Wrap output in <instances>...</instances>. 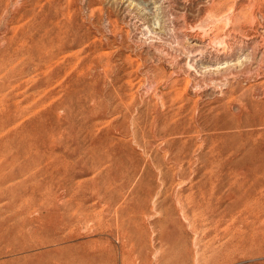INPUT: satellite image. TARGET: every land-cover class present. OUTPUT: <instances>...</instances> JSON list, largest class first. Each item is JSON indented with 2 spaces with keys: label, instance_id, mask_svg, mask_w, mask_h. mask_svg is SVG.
I'll return each instance as SVG.
<instances>
[{
  "label": "rangeland",
  "instance_id": "1",
  "mask_svg": "<svg viewBox=\"0 0 264 264\" xmlns=\"http://www.w3.org/2000/svg\"><path fill=\"white\" fill-rule=\"evenodd\" d=\"M263 120L264 0H0V264H264Z\"/></svg>",
  "mask_w": 264,
  "mask_h": 264
},
{
  "label": "bare ground",
  "instance_id": "2",
  "mask_svg": "<svg viewBox=\"0 0 264 264\" xmlns=\"http://www.w3.org/2000/svg\"><path fill=\"white\" fill-rule=\"evenodd\" d=\"M207 43H209V42H207ZM250 116V115H249ZM261 117V116H260ZM263 117V116H262ZM230 118V117H229ZM228 118V119H229ZM234 118V117H233ZM233 118H232V120H233ZM236 118V117H235ZM256 118V117H255ZM254 118V119H255ZM226 119V118H225ZM248 119H249V117H248ZM259 120V119H258ZM226 121H228V120H226ZM231 121V120H230ZM235 121V120H234ZM264 121V120H263ZM236 122V121H235ZM243 122V121H242ZM246 122V121H245ZM255 122V121H254ZM261 123V122H260ZM243 124V123H242ZM250 124V123H249ZM234 125V124H233ZM235 125H236V123H235ZM239 125V124H238ZM217 126H219V125H217ZM243 126H245V125H243ZM248 126V125H247ZM254 126V125H253ZM257 126V125H256ZM240 127H242V126H240ZM255 127V126H254ZM234 128V127H233ZM256 128V127H255ZM254 128V129H255ZM245 129V128H244ZM249 130H247V132H248ZM237 132V131H236ZM244 132V131H243ZM252 132V131H251ZM245 133V132H244ZM235 134V133H234ZM250 134V133H249ZM249 134H247L248 136H249ZM223 135V134H222ZM221 135V136H222ZM261 135V134H260ZM237 135H235V137H236ZM258 137V136H257ZM226 138V137H225ZM242 138V137H241ZM248 138V137H247ZM228 139V138H227ZM239 139V138H238ZM241 140V139H240ZM243 140V139H242ZM260 140V139H259ZM248 141V140H247ZM222 142H224V141H222ZM245 142V141H244ZM258 142V141H257ZM227 143V142H226ZM228 144V143H227ZM227 144H225L226 146H227ZM232 144V143H231ZM224 145V144H223ZM224 145V146H225ZM230 145V144H229ZM228 145V146H229ZM238 145V144H237ZM247 145V144H246ZM223 146V147H224ZM227 146V148H229ZM234 146H235V144H234ZM238 146H240V145H238ZM220 148V147H219ZM218 148V149H219ZM258 148H260L259 146H258ZM224 152H225V150H223ZM227 152V151H226ZM223 153V152H222ZM236 154H237V152H236ZM235 155V154H234ZM228 156V155H227ZM232 156V155H231ZM230 156V157H231ZM241 157H244L245 159H247V160H245L244 158H241V159H244L245 161H243L242 160V162H239V163H236L237 165H235L236 167H235V169H237V170H239V169H242V168H244V169H246V170H248V172H252L250 175H252V174H254V172L256 171L257 172V170H259L260 168L262 169V168H264V153H262V152H260V150L258 151V150H256V149H254V148H252V146H244V147H242L241 148ZM227 159V158H226ZM230 159H232V158H230ZM238 159V158H237ZM240 160V159H239ZM234 165V164H233ZM223 166V165H222ZM221 167V166H220ZM225 167H226V165H225ZM230 168V167H229ZM239 168V169H238ZM224 170V169H223ZM245 170V171H246ZM227 171V170H226ZM236 171V170H235ZM264 171V170H263ZM233 172V171H232ZM240 171H238V172H236V174L237 173H239ZM242 172V171H241ZM248 172H247V174H248ZM256 172H255V175L254 176H256ZM259 172H261V171H259ZM214 173V172H213ZM224 173H226V172H224ZM262 173V172H261ZM264 173V172H263ZM233 174V173H232ZM246 175V174H245ZM244 175V176H245ZM259 176H257L256 177V179L259 177H261L260 175L261 174H258ZM218 176V175H217ZM220 176V175H219ZM233 177V176H232ZM223 178V177H222ZM241 178V177H240ZM245 178H248V177H245ZM244 178V179H245ZM252 178H254L253 176H252ZM261 178H264L263 177V175H262V177ZM260 178V179H261ZM218 179V178H217ZM238 179H239V177H238ZM241 179H243V177L241 178ZM243 179V180H244ZM227 180H228V177H227ZM227 180H226V182H227ZM240 180V179H239ZM237 180L238 182H242V180ZM246 180H249V179H245V184H246ZM253 180V179H252ZM212 181V180H211ZM261 181H263V180H261ZM264 182V181H263ZM229 183V182H228ZM237 183V182H236ZM243 183V182H242ZM241 183V184H242ZM249 183H250V181H249ZM260 182H259V180L258 181H255V184H254V186L252 185L253 183L251 182V186H253V188L255 187V185L256 184H259ZM244 184V183H243ZM247 184H248V182H247ZM210 185V184H209ZM220 185V184H219ZM218 185V186H219ZM236 185V184H235ZM237 185H239V187H240V183L238 184L237 183ZM262 185V184H261ZM230 186V185H229ZM245 186V185H244ZM250 187V186H249ZM261 187V186H260ZM217 188V187H216ZM222 188V187H221ZM231 188V187H230ZM245 189V187H241L240 189L238 188V190H239V192H240V190L241 189ZM213 189V188H212ZM250 189H251V187H250ZM249 188L248 189H245V190H242L241 191V193H239L238 194V196H235L236 197V203L237 202H239L241 205L242 204H246L249 200H250V198H251V195H252V191L250 190ZM226 190V189H225ZM255 191H258V190H256V189H254ZM214 191V190H213ZM219 191V190H218ZM215 192V191H214ZM229 192H230V190H229ZM234 192V191H233ZM218 193V192H217ZM227 193H228V191H227ZM254 193L255 192H253V196H254ZM257 193V192H256ZM222 195H224L223 193H221ZM233 194V193H232ZM236 194V193H235ZM261 194V193H260ZM229 195H230V193H229ZM256 195V194H255ZM215 196H216V194H215ZM225 196V195H224ZM227 196V195H226ZM252 196V197H253ZM257 196H259V195H257ZM227 198V197H226ZM262 198H264V197H262ZM217 199V198H216ZM228 199V198H227ZM251 199H253V198H251ZM255 199V203H256V198H254ZM206 200V199H205ZM225 200V199H224ZM229 200V199H228ZM234 200V199H233ZM232 200V201H233ZM257 200H258V197H257ZM262 199H260V200H258L259 202L261 201ZM251 201V200H250ZM249 201V202H250ZM254 201V200H253ZM253 201H251V202H253ZM211 203V202H210ZM214 203V202H213ZM215 203H217V202H215ZM231 203V202H230ZM261 203V202H260ZM264 203V202H263ZM262 203V204H263ZM220 204V203H219ZM229 204V203H228ZM212 205V204H211ZM236 205V204H235ZM237 205H238V203H237ZM247 205V204H246ZM245 205V206H246ZM213 206V205H212ZM219 206V205H218ZM226 206V205H225ZM253 206V205H252ZM209 207V206H208ZM216 207V206H215ZM240 207V206H239ZM224 208V207H223ZM229 208V207H228ZM214 209V208H213ZM232 209V208H231ZM242 209V208H241ZM256 209V208H255ZM205 210V209H204ZM216 210V209H215ZM250 210V209H249ZM239 211V210H238ZM259 211V210H258ZM236 213V212H235ZM212 214V213H211ZM231 214H233V213H231ZM235 215V214H234ZM230 216V215H229ZM222 217V216H221ZM242 218V217H241ZM218 219V218H217ZM243 230V229H242ZM250 236V235H249Z\"/></svg>",
  "mask_w": 264,
  "mask_h": 264
}]
</instances>
